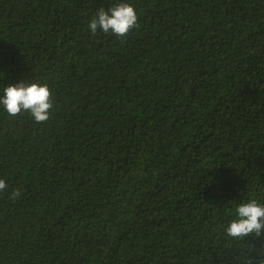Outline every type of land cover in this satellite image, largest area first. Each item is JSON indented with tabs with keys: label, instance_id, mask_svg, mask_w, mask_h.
<instances>
[{
	"label": "trees",
	"instance_id": "trees-1",
	"mask_svg": "<svg viewBox=\"0 0 264 264\" xmlns=\"http://www.w3.org/2000/svg\"><path fill=\"white\" fill-rule=\"evenodd\" d=\"M0 0V87L48 84L46 121L0 109V264H264V0ZM19 195L13 198V194Z\"/></svg>",
	"mask_w": 264,
	"mask_h": 264
},
{
	"label": "clouds",
	"instance_id": "clouds-1",
	"mask_svg": "<svg viewBox=\"0 0 264 264\" xmlns=\"http://www.w3.org/2000/svg\"><path fill=\"white\" fill-rule=\"evenodd\" d=\"M137 11L129 0H116L113 6L105 10L98 9L88 22L91 33H112L125 36L137 25ZM52 108L48 84L38 80H25L7 83L0 87V109L10 116L27 112L36 122L46 121ZM8 184L0 177V191L6 190ZM19 191L13 194V198ZM232 218L224 225V232L234 239H242L248 235L260 236L264 232V202L249 197L235 204Z\"/></svg>",
	"mask_w": 264,
	"mask_h": 264
}]
</instances>
